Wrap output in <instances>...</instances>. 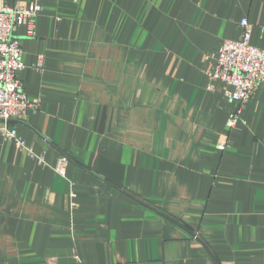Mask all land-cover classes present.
<instances>
[{
    "label": "crops",
    "instance_id": "crops-1",
    "mask_svg": "<svg viewBox=\"0 0 264 264\" xmlns=\"http://www.w3.org/2000/svg\"><path fill=\"white\" fill-rule=\"evenodd\" d=\"M34 3L37 109L9 125L35 158L0 138V264H264V82L228 128L207 77L242 20L264 51V0H0Z\"/></svg>",
    "mask_w": 264,
    "mask_h": 264
},
{
    "label": "built area",
    "instance_id": "built-area-1",
    "mask_svg": "<svg viewBox=\"0 0 264 264\" xmlns=\"http://www.w3.org/2000/svg\"><path fill=\"white\" fill-rule=\"evenodd\" d=\"M42 10V6L37 3L28 7L0 5V138L13 142L31 158L35 157L18 137L16 127L9 125V121H22L37 109V105L26 97L18 79L24 64L15 30L17 26L25 25L28 35H32ZM240 26L243 29L241 39L223 41L217 52L216 64L207 73L208 79L217 80L225 86L224 96L228 100L240 105L235 115L228 120V128L236 126L243 106L252 97L256 87L264 82V51L251 45V27L247 21H240ZM38 65L41 66V63ZM217 148L223 150L224 145H217ZM41 161L39 158L38 162ZM67 164L68 159L59 156L54 171L64 176Z\"/></svg>",
    "mask_w": 264,
    "mask_h": 264
},
{
    "label": "water",
    "instance_id": "water-1",
    "mask_svg": "<svg viewBox=\"0 0 264 264\" xmlns=\"http://www.w3.org/2000/svg\"><path fill=\"white\" fill-rule=\"evenodd\" d=\"M9 122H15V121H9Z\"/></svg>",
    "mask_w": 264,
    "mask_h": 264
}]
</instances>
